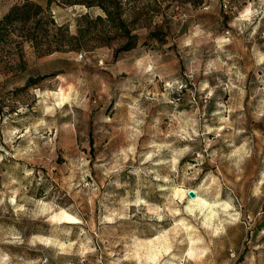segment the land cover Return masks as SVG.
Instances as JSON below:
<instances>
[{"label": "rangeland", "instance_id": "obj_1", "mask_svg": "<svg viewBox=\"0 0 264 264\" xmlns=\"http://www.w3.org/2000/svg\"><path fill=\"white\" fill-rule=\"evenodd\" d=\"M12 5L0 264H264V0Z\"/></svg>", "mask_w": 264, "mask_h": 264}, {"label": "trees", "instance_id": "obj_2", "mask_svg": "<svg viewBox=\"0 0 264 264\" xmlns=\"http://www.w3.org/2000/svg\"><path fill=\"white\" fill-rule=\"evenodd\" d=\"M100 7L104 10L105 12V16L108 19H112V15H111V11H109L107 9V7L105 5H103L102 3H99ZM35 5V4H34ZM87 5H90V3H88ZM29 17V12H27V10H24V6H16V5H12L9 10L2 16V18L0 19V24L4 25L6 22H9L12 19H20L22 21L28 19ZM97 18H101L100 16H97ZM117 20V25L119 26L118 22H121V19H119L118 17L116 18ZM121 24V23H120ZM31 40V37L29 38ZM132 45H127L126 47L123 48H129Z\"/></svg>", "mask_w": 264, "mask_h": 264}, {"label": "water", "instance_id": "obj_3", "mask_svg": "<svg viewBox=\"0 0 264 264\" xmlns=\"http://www.w3.org/2000/svg\"><path fill=\"white\" fill-rule=\"evenodd\" d=\"M187 194L192 197V196L195 195V192L193 190H191V189H188L187 190Z\"/></svg>", "mask_w": 264, "mask_h": 264}, {"label": "built area", "instance_id": "obj_4", "mask_svg": "<svg viewBox=\"0 0 264 264\" xmlns=\"http://www.w3.org/2000/svg\"><path fill=\"white\" fill-rule=\"evenodd\" d=\"M78 56H81V53H79Z\"/></svg>", "mask_w": 264, "mask_h": 264}]
</instances>
